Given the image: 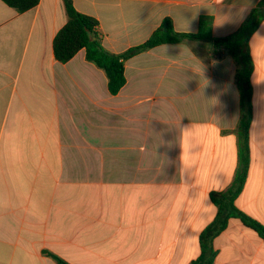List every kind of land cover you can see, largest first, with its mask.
Instances as JSON below:
<instances>
[{
  "label": "crops",
  "instance_id": "crops-1",
  "mask_svg": "<svg viewBox=\"0 0 264 264\" xmlns=\"http://www.w3.org/2000/svg\"><path fill=\"white\" fill-rule=\"evenodd\" d=\"M114 54L170 18L234 33L261 0H72ZM63 0L22 13L0 0V264H192L238 168L237 65L206 42L165 44L125 63L117 95L79 51L55 58ZM250 166L236 206L264 225V23L250 39ZM182 156V130L191 127ZM186 157V158H185ZM213 264H264V240L231 219Z\"/></svg>",
  "mask_w": 264,
  "mask_h": 264
},
{
  "label": "trees",
  "instance_id": "trees-1",
  "mask_svg": "<svg viewBox=\"0 0 264 264\" xmlns=\"http://www.w3.org/2000/svg\"><path fill=\"white\" fill-rule=\"evenodd\" d=\"M17 12L22 13L36 7L40 0H1ZM67 22L58 31L53 41V51L58 62L66 64L79 51H85L86 60L101 70L107 78L108 91L117 95L126 83L125 63L134 56L165 44L201 41L209 43L215 51L225 50L235 61L236 84L240 94V117L236 127L238 140V168L232 185L210 198L217 208L214 220L199 236L200 254L192 264H213L216 257L214 240L228 226L231 219L239 220L245 227L255 231L264 240V225L248 216L236 206V200L246 183L250 166L249 132L253 118L251 76L254 63L250 54V39L264 23V0L255 6L240 27L225 37L213 36L212 16H201L196 33L177 32L170 18L152 33L147 41L129 48L123 53L107 51L102 44L99 22L94 17L77 11L72 0H63ZM57 264H69L59 256L43 252Z\"/></svg>",
  "mask_w": 264,
  "mask_h": 264
},
{
  "label": "clouds",
  "instance_id": "clouds-1",
  "mask_svg": "<svg viewBox=\"0 0 264 264\" xmlns=\"http://www.w3.org/2000/svg\"><path fill=\"white\" fill-rule=\"evenodd\" d=\"M193 124L191 125V127H185L183 130H182V137H183V140H182V143H181V148H182V156L187 152V149H188V143H187V139L189 137V134L192 132V129H193ZM186 158V157H185Z\"/></svg>",
  "mask_w": 264,
  "mask_h": 264
}]
</instances>
